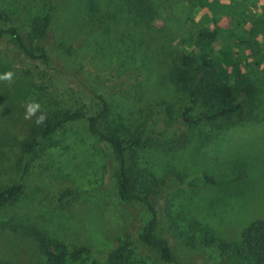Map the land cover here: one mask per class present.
Segmentation results:
<instances>
[{
  "label": "rangeland",
  "instance_id": "rangeland-1",
  "mask_svg": "<svg viewBox=\"0 0 264 264\" xmlns=\"http://www.w3.org/2000/svg\"><path fill=\"white\" fill-rule=\"evenodd\" d=\"M44 1L0 0V11L10 16L0 20V73H15L11 84L0 81V188L16 177L19 143L34 118H24L30 100L41 111L69 107L94 115L101 97L108 118L119 113L130 122L147 111L156 119L162 100L182 104L186 79L171 69L182 71L187 54L202 51L193 42L198 26L215 32L213 49L233 45L236 62L228 70L246 75L233 93L241 107L194 129L184 147L135 152L138 165L156 175L171 168L183 176L181 183L166 177L174 183L148 195L155 234L168 240L174 262L161 261L137 237L151 213L137 200L118 197L112 148L89 131L85 118L50 134L54 145L32 161L18 197L0 208V258L44 264L41 248L47 243L100 249L129 236L142 259L136 264H219L215 245L199 246L200 232L190 231V222L208 225L217 239L235 241L250 221L264 219V0H145L153 7L149 16L139 8L141 0H51L46 35L29 40L30 20L41 15ZM10 26L32 56L5 31ZM138 72L142 88L135 95ZM102 124L99 119L103 132ZM125 157L130 160L129 150ZM65 189L75 194L61 201ZM190 234L195 247L185 242Z\"/></svg>",
  "mask_w": 264,
  "mask_h": 264
},
{
  "label": "trees",
  "instance_id": "trees-1",
  "mask_svg": "<svg viewBox=\"0 0 264 264\" xmlns=\"http://www.w3.org/2000/svg\"><path fill=\"white\" fill-rule=\"evenodd\" d=\"M50 1L43 2L40 16L31 18L29 40H41L46 35L51 21ZM151 7L145 0H141L139 4L145 16H149ZM9 19V14L0 11L1 21L5 22ZM5 31L13 36L26 55L32 56V52L23 45L14 27H7ZM193 33V42L198 44L202 51L196 56L187 54L186 62L182 64V71L176 72L171 69L174 75L180 79H186L184 85L186 98L182 104L175 106L162 100L159 103L160 112L156 113V119L152 118L153 112L147 111L141 116V120L132 119L131 122L124 121L119 113L108 118L107 104L99 96L102 108L94 115H86L79 108L72 110L69 107H63L44 110L47 119L43 125L35 124V117L27 124V133L19 143V153L14 161L16 177L9 185L0 188V208L18 197L23 190V179L32 161L46 148L54 145V141L49 140L50 134L67 122L85 118L89 131L112 148L116 162L118 197L121 200H137L143 203L151 213L137 237L144 245L154 249L161 261L174 262L173 249L168 240L155 234L156 211L148 202V195L157 192L160 187L174 183L166 177H172L174 181L181 183L183 176L171 168L167 169L164 176H158L145 166L138 165L135 152L152 146L164 151L184 147L194 129L226 115L237 113L241 106L237 99L234 100L233 93L234 90L243 87V79L246 77L238 67V71L234 74L228 70L229 66L236 62V53L232 52L233 45L230 42H222L218 48L213 49L212 44L217 38L213 30L198 26ZM59 46L69 50L63 44ZM40 50V57L45 58L43 49ZM140 77V72L133 77L132 86L135 95L137 89L142 88ZM106 81H111L110 76ZM139 111L142 112L141 109ZM99 119L103 122V132L97 126ZM127 150L131 155L129 161L125 157ZM74 194V190L65 189L61 191L59 200L72 199ZM189 228L190 231L196 228L200 232L197 241L199 246L215 245L219 264H264L263 218L253 219L245 225L235 241L217 239L208 225L200 224L195 219L190 222ZM195 240L196 238L190 234L185 242L195 247ZM47 244L50 245L49 249L41 248L43 262L46 264H67L68 261H73L74 264H136L142 260L137 257L136 247L129 236H125L114 247L100 249L84 245L63 248L57 243ZM53 247H59V250L56 253L52 252ZM0 264H6V261L0 258Z\"/></svg>",
  "mask_w": 264,
  "mask_h": 264
},
{
  "label": "clouds",
  "instance_id": "clouds-1",
  "mask_svg": "<svg viewBox=\"0 0 264 264\" xmlns=\"http://www.w3.org/2000/svg\"><path fill=\"white\" fill-rule=\"evenodd\" d=\"M15 73L12 71H5L3 73H0V81H5L9 84H11L14 80ZM25 115L24 118L31 120L33 117H35V124L37 125H43L44 122L47 119L46 112L41 111V105L39 102L35 100L28 101L25 105Z\"/></svg>",
  "mask_w": 264,
  "mask_h": 264
}]
</instances>
